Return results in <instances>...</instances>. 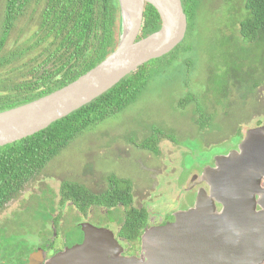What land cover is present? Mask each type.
Returning a JSON list of instances; mask_svg holds the SVG:
<instances>
[{
    "label": "rangeland",
    "instance_id": "1",
    "mask_svg": "<svg viewBox=\"0 0 264 264\" xmlns=\"http://www.w3.org/2000/svg\"><path fill=\"white\" fill-rule=\"evenodd\" d=\"M3 3L0 0V21ZM194 10L190 34L175 51L174 62L166 68L160 66L133 104L84 130L46 164L41 171L43 184L37 186L40 194L28 195L27 204L6 215L16 225L11 227L16 231L11 235L39 237L40 226L46 224L41 205L50 176L56 177L57 187L61 181L83 182L84 174L93 167L95 176L83 184L97 191L105 185L107 173L117 169L136 192L141 190L140 181L152 189L168 181L179 187V180L188 176L184 183L200 174L202 167L211 163L212 155L226 153L240 143L246 130L264 124V37L255 41L241 38L238 23L246 16L243 0H196ZM37 13L38 9L17 20L3 54L25 47L36 29ZM34 55H24L22 63ZM12 66H19V61L1 68L0 79L6 73L17 75L10 72ZM26 66L24 71L30 69ZM153 127L170 134L172 148L166 155L176 156L156 157L140 150ZM181 195L190 202L195 197L192 192ZM184 203L178 199L169 207ZM161 204L154 202L153 206L161 209ZM14 206L11 203L7 211Z\"/></svg>",
    "mask_w": 264,
    "mask_h": 264
},
{
    "label": "trees",
    "instance_id": "2",
    "mask_svg": "<svg viewBox=\"0 0 264 264\" xmlns=\"http://www.w3.org/2000/svg\"><path fill=\"white\" fill-rule=\"evenodd\" d=\"M180 1L187 29L183 40L172 51L145 63L97 99L46 129L0 147V210L9 197L40 174L46 164L76 136L133 104L160 66L166 68L174 62L175 51L182 47L190 34L189 21L194 17L196 5V0ZM243 8L246 16L238 23L241 38L255 41L264 37V0H243ZM37 9L36 29L27 39L25 47L3 54L7 37L17 20L29 15V12L35 13ZM2 16L0 69L18 61L19 66L10 67V72L17 74L15 77L6 73L7 76L0 79V112L37 100L77 80L111 54L118 41L117 0H4ZM159 27L160 19L155 9L145 4L137 40L151 35ZM32 52L34 57L22 63L24 55ZM26 64V68L30 69L24 71ZM160 139L169 141L170 134L153 127L141 145L147 147L150 142ZM156 149L152 145L146 150L151 152ZM108 179L115 185L114 188L96 195L88 193L76 182L63 183L62 187L68 190L77 204L106 202V206H113L120 201L127 208L122 219V235L137 237L145 213L129 207L131 198L127 179L114 180L112 176ZM119 185H122L121 190L117 189ZM124 186L127 190L123 189Z\"/></svg>",
    "mask_w": 264,
    "mask_h": 264
},
{
    "label": "water",
    "instance_id": "3",
    "mask_svg": "<svg viewBox=\"0 0 264 264\" xmlns=\"http://www.w3.org/2000/svg\"><path fill=\"white\" fill-rule=\"evenodd\" d=\"M117 3L119 32L115 50L65 87L0 112V147L32 136L91 103L145 63L168 54L183 40L187 20L180 0ZM145 4L155 9L160 27L137 40ZM213 161L214 167L201 174L208 192H197L194 206L175 213L171 223L146 231L141 239L140 259L123 258L121 264L264 262V125L246 130L236 151L216 156ZM85 233L88 245L67 250L63 257L88 254L92 251L90 243L103 237L101 231L93 228Z\"/></svg>",
    "mask_w": 264,
    "mask_h": 264
},
{
    "label": "flooded vegetation",
    "instance_id": "4",
    "mask_svg": "<svg viewBox=\"0 0 264 264\" xmlns=\"http://www.w3.org/2000/svg\"><path fill=\"white\" fill-rule=\"evenodd\" d=\"M262 125L264 124L260 126ZM243 138L240 140L242 141ZM150 143L147 147L140 145V150L148 151L146 150L148 147L152 145L154 147L155 145V148L157 147L156 150L148 151L152 155L156 157L162 156L163 158L176 156L166 155L167 149L172 148L168 140L160 139ZM165 143H168V145ZM238 145L239 143L226 153L218 156H224L231 151H236ZM176 158L180 162V156L178 155ZM110 160L112 159L110 158ZM213 160L212 155L211 163L205 164L200 174H196L191 180H185L186 183H182V181L188 176L184 177L183 180L177 178L180 183L179 187L172 186V183L168 181V186H158L156 189H152L148 185H140L142 183L140 181L139 187L141 190L136 192L129 184V195L131 198L129 207L133 211L142 210L145 213V219L138 230L137 237L122 235V219L127 213V208L122 206L120 201H116L113 206H106V202L102 204H77L74 202L73 197L69 196L68 190L62 187L63 183L75 181H61L60 186L57 187L55 185L57 182L56 177L53 176L46 179V184L49 183L50 186L43 189L47 191L46 197H42L44 203L41 205L44 210L46 224L40 226L42 229H39V237L34 239L25 235L24 238L17 236V234L11 235L12 232L16 233L11 228L16 227V225L11 224L7 220L6 215L16 209H21L24 204H27L30 201L28 195L40 194L37 189V186L43 184L41 183L42 177L40 173L34 179H30L19 192L9 197L6 203L2 204L0 210V264H121V259L123 258L140 259L141 239L146 231L161 228L167 223H171L175 213L185 212L194 206L197 192L200 190L208 192L207 185L201 182V174L206 168L214 167ZM113 163L117 165V162L113 161ZM111 172L113 173L108 172L104 177L105 185L103 188L97 191L85 185L89 177L95 176L93 167L90 172L84 174L83 182L77 181L76 183L81 185L88 193L101 194L110 187L114 188L115 186L112 182H109V176H112L114 180L122 179L120 171L117 169ZM171 186L175 188L176 195H173ZM121 187L122 185H119L117 189L121 190ZM123 189L127 190V187L124 186ZM185 192L194 193V200L190 202L186 196L181 195ZM178 199H183L185 203L180 204L177 208L169 207L170 203ZM13 202L15 203L14 208L11 211H7V208ZM154 202L162 203L163 207L155 209L153 206ZM219 209L217 207V210ZM90 228L101 231L99 234L103 235L98 242L94 240L90 243L92 251L88 254L82 253L78 257L73 255L63 257L67 250H74L88 245L85 231ZM77 255L75 254V256ZM116 261L118 262L116 263Z\"/></svg>",
    "mask_w": 264,
    "mask_h": 264
}]
</instances>
